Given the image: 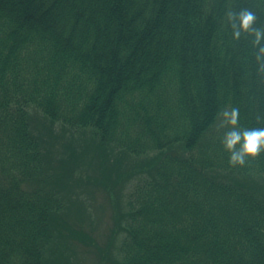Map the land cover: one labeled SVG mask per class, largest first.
I'll return each instance as SVG.
<instances>
[{
	"label": "trees",
	"instance_id": "1",
	"mask_svg": "<svg viewBox=\"0 0 264 264\" xmlns=\"http://www.w3.org/2000/svg\"><path fill=\"white\" fill-rule=\"evenodd\" d=\"M229 8L264 26V0H0V264H264V153L231 167L218 129L264 127Z\"/></svg>",
	"mask_w": 264,
	"mask_h": 264
},
{
	"label": "clouds",
	"instance_id": "2",
	"mask_svg": "<svg viewBox=\"0 0 264 264\" xmlns=\"http://www.w3.org/2000/svg\"><path fill=\"white\" fill-rule=\"evenodd\" d=\"M224 15L235 41H240L242 37L251 38L250 43L255 49V74L264 79V26L257 25L256 12L250 8H242L239 11L229 8ZM218 116V129H227L221 143L230 154L231 167H244L250 159L255 160L264 153V127H242L238 107L225 108ZM255 120L258 124L264 123V115L257 114Z\"/></svg>",
	"mask_w": 264,
	"mask_h": 264
},
{
	"label": "rangeland",
	"instance_id": "3",
	"mask_svg": "<svg viewBox=\"0 0 264 264\" xmlns=\"http://www.w3.org/2000/svg\"><path fill=\"white\" fill-rule=\"evenodd\" d=\"M69 136L68 134L66 137ZM89 173L92 172V170L88 166H84ZM97 167V166H96ZM86 175V173H84ZM130 176V173H129ZM117 182L114 184L115 187L120 188V186L129 185L130 183L127 182V175L117 178ZM109 188V187H108ZM82 188H78L79 193L81 192ZM111 191H114V189L109 188ZM103 195L101 192H98L97 196H99V201L94 205L92 200L89 201L90 206L87 207V211H91L88 216V219L91 221V223L95 226V231H89V238H90V245L93 249L99 251L103 245H102V234L108 230V226L110 223V218L112 214V207L110 203L106 200L105 196L101 197ZM78 254L80 257H82V263L81 264H93L90 262V254H87L86 256L82 252L81 248L78 250ZM86 258V259H85Z\"/></svg>",
	"mask_w": 264,
	"mask_h": 264
}]
</instances>
